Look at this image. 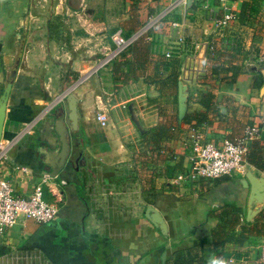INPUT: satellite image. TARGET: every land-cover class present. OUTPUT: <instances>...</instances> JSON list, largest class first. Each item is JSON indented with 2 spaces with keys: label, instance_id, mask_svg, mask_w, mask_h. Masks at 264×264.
I'll return each mask as SVG.
<instances>
[{
  "label": "crops",
  "instance_id": "obj_1",
  "mask_svg": "<svg viewBox=\"0 0 264 264\" xmlns=\"http://www.w3.org/2000/svg\"><path fill=\"white\" fill-rule=\"evenodd\" d=\"M32 3L60 12L54 16L55 31L48 26L53 16L27 8ZM227 4L236 18L215 44L229 49L239 43L241 54L261 58L257 63L244 58L243 68L232 77L223 70L211 74L215 65L228 62L226 55L206 56L207 41L216 36L215 19L222 13L218 0H0V89L19 54L0 136L7 143L0 178L21 196L39 187L42 198L57 207L48 222L19 215L0 234V264H159L172 249L193 241L205 263L216 255L227 264H260L264 235L251 234L241 244L217 247L210 234L216 218L205 219L207 209L232 201L242 207L240 221H245L248 190L239 182L244 171L180 184L169 183L165 174L166 166L176 160L184 165L190 152L189 124L197 112L206 116L194 128L204 141L233 140L248 123L264 133V91H259L264 0ZM143 27L148 28L145 40L150 41L151 55L146 71L152 72L156 55L171 51L186 88L184 114L190 123L177 119L176 88H159L142 78L124 83L112 79L111 61L123 49L97 65L109 49L113 30L119 28L130 38L140 29L143 33ZM70 71H76L75 78ZM77 79L71 90L78 116L69 137L70 160L51 175L59 147L54 121L64 115L60 95ZM205 89L213 92L218 113L206 111L195 100L196 92ZM129 103L142 133L160 120L170 125L171 133L160 142L156 156L132 122ZM99 113L103 124L96 118ZM141 154L146 156L142 167ZM248 165L253 174L264 176V168ZM146 203L162 215L165 235L144 217Z\"/></svg>",
  "mask_w": 264,
  "mask_h": 264
},
{
  "label": "trees",
  "instance_id": "obj_2",
  "mask_svg": "<svg viewBox=\"0 0 264 264\" xmlns=\"http://www.w3.org/2000/svg\"><path fill=\"white\" fill-rule=\"evenodd\" d=\"M49 29L51 25L48 22ZM2 32L0 27V33ZM148 28L131 40L123 50L111 61L112 79L121 82H127L131 79L142 78L147 82L157 84L159 88H172L175 90L178 80V67L175 58L166 57L163 53L156 55L152 63V72L146 71L147 61L150 59V41L145 40L148 34ZM206 56L209 57L208 51ZM218 56L228 58L227 63L215 65L211 68V74L223 70L228 76L236 75L243 68V59L245 54H241L239 43H234L229 49L220 48L214 51ZM134 54V57L132 56ZM132 57V58H131ZM124 68V69H123ZM162 70H168L164 75ZM73 78L76 77V71H70ZM65 80H68L66 76ZM196 101L207 111L218 113V109L212 103L213 92L210 89L199 90L196 92ZM176 118V117H175ZM204 112H197L193 115V122L186 114L182 116L180 122H189V127L195 128L201 121L205 120ZM177 120V119H175ZM177 122V121H176ZM179 123V122H177ZM171 127L166 125L164 120L148 127L141 134L142 140L146 146L151 147L154 156L157 155L160 142L170 135ZM144 158H139V166H144ZM246 162L258 168H264V133L258 137L252 138L247 144L245 155ZM180 160H176L170 166H166L165 174L172 176L176 171L181 169ZM216 179H220V176ZM151 187V186H150ZM151 202V199H147ZM242 207L235 202H222L207 209L205 219L216 218L215 225L211 228V239L215 246L219 247L225 242L241 244L248 235H264V208H262L252 220L240 221ZM198 242L193 241L186 247H176L159 264H204L201 257L194 250ZM220 251H218L219 253Z\"/></svg>",
  "mask_w": 264,
  "mask_h": 264
},
{
  "label": "built area",
  "instance_id": "obj_3",
  "mask_svg": "<svg viewBox=\"0 0 264 264\" xmlns=\"http://www.w3.org/2000/svg\"><path fill=\"white\" fill-rule=\"evenodd\" d=\"M227 2L228 0H218L222 13L215 19L216 36L207 41L209 54L220 49L215 43H221L223 28L229 21L236 18L235 12L228 6ZM171 25H175V22H171ZM144 29L146 30V27H143V32ZM140 32L142 33V29L132 37L125 38L119 28L115 29L110 36L112 47L99 59L97 65H103L116 56ZM181 38L179 37V39ZM163 54L170 57L171 51L165 49ZM254 59L260 61L261 58L257 56ZM96 118L101 124L104 123L102 113L96 114ZM258 135L257 124L248 123L243 126L241 133L235 139L231 140L225 137L219 143H215L202 140L201 133L190 128L187 133L190 152L186 156L184 165L169 177V181L173 184L194 183L199 178L212 179L223 174L242 173L247 165L245 160L247 144ZM6 146L7 143L0 141V158L5 156ZM56 213V205L42 198L39 187L36 186L26 196H21L13 192V187L7 179L0 178V234L11 227L19 215L29 217L37 222H48L55 217ZM258 262L264 264V238L259 248Z\"/></svg>",
  "mask_w": 264,
  "mask_h": 264
},
{
  "label": "water",
  "instance_id": "obj_4",
  "mask_svg": "<svg viewBox=\"0 0 264 264\" xmlns=\"http://www.w3.org/2000/svg\"><path fill=\"white\" fill-rule=\"evenodd\" d=\"M19 57V54L17 55ZM18 57L14 59L12 67L9 69L6 79L2 84L0 89V136L2 131V124L5 114V105L8 97V93L11 86V81L15 75L16 65L18 63ZM264 62V59L262 60ZM250 69H254L255 65H250ZM260 73L262 76V84L259 87L260 93L264 91V67L260 68ZM77 81L71 83L65 90L61 93L60 98H64V115L56 117L54 121V129L58 135L59 147L56 152V166L51 175H54L58 169L62 167L65 161H69V137L73 129L77 128V109H76V98L72 93V88ZM150 95V94H149ZM56 99V98H55ZM176 102H177V119L180 120L184 115L186 108V88L180 79L176 83ZM129 114L132 122L139 130L140 133L144 131L138 117L132 105L128 104ZM241 185L247 188V208L245 212V220H249L258 210L264 208V176L255 175L251 172L250 166L246 165L243 173V177L239 179ZM259 203L258 207H253V203ZM143 215L148 219L154 226L158 227L159 231L165 235L166 234V223L159 213V211L150 203H146L143 209ZM163 255V252H162Z\"/></svg>",
  "mask_w": 264,
  "mask_h": 264
},
{
  "label": "rangeland",
  "instance_id": "obj_5",
  "mask_svg": "<svg viewBox=\"0 0 264 264\" xmlns=\"http://www.w3.org/2000/svg\"><path fill=\"white\" fill-rule=\"evenodd\" d=\"M34 3H32V6H28L27 8H29V9H32L34 12H38V11H40L41 13L43 12V13H48L49 15H50V17L51 16H53V18H52V22H51V30L52 31H55V27L57 26L56 24H58L57 22H55V21H57V19L55 18L54 19V16H56L57 14H60V12H57V13H53L52 12V10H50V6H47L46 4L45 5H40V3H37V5H33ZM26 13H28V9H27V11H25ZM6 16H7V13H4ZM49 17V18H50ZM114 31V30H113ZM112 31V32H113ZM112 34V33H111ZM111 34H110V36H111ZM112 47V43H111V40H110V44H109V48H111ZM246 57V60H254L256 63L257 62H260V61H258V60H255L254 59V57H252V56H247V55H245ZM169 183H171V182H169ZM169 203V202H168Z\"/></svg>",
  "mask_w": 264,
  "mask_h": 264
},
{
  "label": "clouds",
  "instance_id": "obj_6",
  "mask_svg": "<svg viewBox=\"0 0 264 264\" xmlns=\"http://www.w3.org/2000/svg\"><path fill=\"white\" fill-rule=\"evenodd\" d=\"M208 264H227V261L222 256L213 255L209 257Z\"/></svg>",
  "mask_w": 264,
  "mask_h": 264
}]
</instances>
